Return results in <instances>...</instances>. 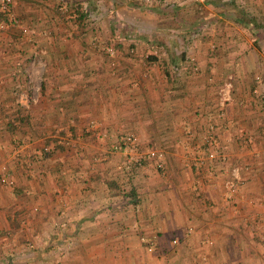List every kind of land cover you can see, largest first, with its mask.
I'll return each instance as SVG.
<instances>
[{"label":"crops","instance_id":"0c3cea01","mask_svg":"<svg viewBox=\"0 0 264 264\" xmlns=\"http://www.w3.org/2000/svg\"><path fill=\"white\" fill-rule=\"evenodd\" d=\"M202 6L192 28L203 41L188 47L201 69L193 75L186 58L106 62L59 41L42 45L38 63L24 56L28 28L11 21L0 42L16 50L0 56V174L12 179L0 182V264H264V105L253 98L264 95V70L248 72L264 64V0ZM210 38L217 56L202 49ZM34 67L41 88L18 114L11 84ZM221 67L234 89L219 117L209 80ZM209 119L221 158L196 166ZM8 121L23 130L19 149ZM104 133L133 134L139 150L161 156L118 168L122 155ZM232 164L244 169L227 198Z\"/></svg>","mask_w":264,"mask_h":264},{"label":"rangeland","instance_id":"374dc122","mask_svg":"<svg viewBox=\"0 0 264 264\" xmlns=\"http://www.w3.org/2000/svg\"><path fill=\"white\" fill-rule=\"evenodd\" d=\"M182 1L184 0H152V2L143 0H11L10 12L13 17L11 21L13 23L16 21L20 25L18 27H21L19 32H25L23 30L26 28L30 32V35L25 34L29 37L27 39L28 45H26V49L29 47L27 54L31 52L29 53L31 55L24 56L33 60L38 59V63H41L46 55L44 54L46 48L42 47V45H56V42L58 43L59 41L60 45H85V47L94 51L93 54L96 57L102 58L103 61H119L125 58H140L143 61L147 54L150 53L156 54V59L153 61L164 58L182 61L185 58L190 60L191 57V61L196 66L195 69H192V65L190 66V73L193 75L200 72L201 69L199 70L197 66L196 55L188 51V47L196 48V43L203 41L201 37L204 35L197 33L192 28L197 25L194 14L196 11L199 13L203 6L192 0H188L189 2ZM77 2L86 11L85 16L78 22L74 19L73 10L74 4ZM186 9H191L193 12L189 15H184L187 12L181 11ZM26 13H29V15ZM182 17L187 21L185 24H187L188 28L182 27L184 25ZM11 21L0 19L3 25L0 26V38L2 39H0V42H6L4 40L5 34L3 33L9 29ZM210 39V44L203 46L202 49H205V54L207 55L217 56L219 53L218 45L214 44L215 41L212 38ZM185 46L187 47L184 48ZM251 46L255 48L257 55L261 57V45ZM39 47L41 48L38 49ZM107 47H111L114 51L112 55L107 52ZM0 49V56L4 54L6 56L16 51L11 46H5L4 43L0 45ZM6 49L8 50L7 52ZM40 50L44 51L40 52ZM22 52L25 53V50H21L20 53ZM181 53L182 56L180 55ZM43 54L44 56H42ZM253 58V56H250L246 59L252 63L255 62ZM261 61L264 63V55L261 57ZM260 65H262V68L255 65L249 66L248 72L252 74L259 72V70H264V64ZM36 69V67L32 68L28 72L29 75L27 73L25 75L15 73L18 78L11 84V93L13 102L20 109L25 104L30 105L32 100L30 98L31 93L34 95L37 88L38 90L41 88L39 83L42 68L39 71ZM218 70L222 72L221 76L217 74L220 78H217L215 82H212L213 78L209 80L211 81L209 83L214 85L215 90L222 80L232 73L225 72L222 67ZM17 83L19 86L16 85ZM254 84L255 78L253 76L247 84V91H250ZM233 89L232 87L231 94ZM19 94H22L21 98L25 100V104L18 101L20 98ZM253 98L256 102L264 105V95L261 97L259 95L257 97L253 96ZM20 132L23 133V130L15 129L10 132V137H13L11 143L15 145V149H19L20 145L26 141L25 137L22 140L19 139ZM56 133L59 136L62 135L58 131ZM2 166L5 167L1 163L0 170H3Z\"/></svg>","mask_w":264,"mask_h":264},{"label":"built area","instance_id":"2783aa9c","mask_svg":"<svg viewBox=\"0 0 264 264\" xmlns=\"http://www.w3.org/2000/svg\"><path fill=\"white\" fill-rule=\"evenodd\" d=\"M145 2H152V0H143ZM197 3L203 4L205 0H192ZM8 2L10 0H0V11H6L8 10ZM0 26H3L0 22ZM93 42V41H92ZM213 45V44H212ZM107 52L112 55L113 50L111 47H107ZM44 50H40V52H43ZM190 60L192 58L190 57ZM196 66L192 65V69H195ZM231 76L229 75L227 78L223 79L221 84L216 89V106H217V113L216 116L221 117L222 114L225 113V106L226 103L232 99L231 90L233 87V83L231 81ZM17 86L18 83L16 84ZM19 102L22 104H25V100H22V94H19ZM26 98V96L24 95ZM211 118V117H210ZM104 136L108 140H113V147L120 150V153L122 155V160L118 163L117 167H128L130 163L133 165H142L144 160L151 159V158H157L161 156V152L157 149L147 148L144 151L139 150V142L135 135L133 134H126L121 133L119 135H114V133H104ZM201 139L203 143L207 146L204 149L203 155L196 157L194 160V164L196 166H208L212 160L217 156V149L216 146L218 144L217 138H216V132H215V124L211 121V119L208 120L205 124L204 132L202 133ZM219 155L217 157L221 158V153H218ZM160 159V158H159ZM157 165L161 166V162H158ZM3 170L5 169L4 166H2ZM244 167L239 164H232L227 168V173L224 176L223 179V187L226 190L225 196L227 198H231L236 190L238 189L239 185L242 181V170ZM7 182L8 184H11L12 179H8L5 176V173L2 172L0 174V182ZM63 223L60 222L59 225H62ZM54 264H59L58 261L54 262Z\"/></svg>","mask_w":264,"mask_h":264},{"label":"trees","instance_id":"16d2710c","mask_svg":"<svg viewBox=\"0 0 264 264\" xmlns=\"http://www.w3.org/2000/svg\"><path fill=\"white\" fill-rule=\"evenodd\" d=\"M74 5H75V7L73 9L74 10V19H76L77 22H78L85 16V12L86 11H85V9H83V6L80 3L77 2ZM10 11H11V0H10V2H8V10L0 11V19L1 20H8V21L10 20L11 21L13 18L12 17L10 18V16H11V12ZM145 59H147L148 61L155 60L156 59V54H152V53L147 54V57ZM145 59H143V60H145ZM165 74H167L166 70H165ZM40 87H41V84H40ZM14 109H15L16 112H18V114H19V110H20V112L23 110V108L20 109L17 104L14 105ZM18 114L16 116H18ZM10 121L7 122V128L6 129L9 130V131H13V130H15V128H14V125Z\"/></svg>","mask_w":264,"mask_h":264}]
</instances>
